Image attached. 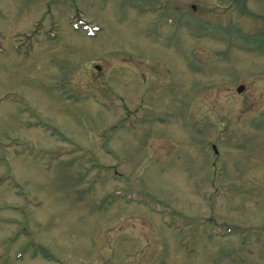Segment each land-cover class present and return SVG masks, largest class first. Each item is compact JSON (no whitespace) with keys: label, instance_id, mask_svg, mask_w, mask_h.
<instances>
[{"label":"rangeland","instance_id":"rangeland-1","mask_svg":"<svg viewBox=\"0 0 264 264\" xmlns=\"http://www.w3.org/2000/svg\"><path fill=\"white\" fill-rule=\"evenodd\" d=\"M1 181L0 264H264V0H0Z\"/></svg>","mask_w":264,"mask_h":264},{"label":"water","instance_id":"water-1","mask_svg":"<svg viewBox=\"0 0 264 264\" xmlns=\"http://www.w3.org/2000/svg\"><path fill=\"white\" fill-rule=\"evenodd\" d=\"M95 69L98 70V71L100 70L99 67H95ZM243 89H244V88H243L242 86H240V87H238V88L236 89V92H237L238 94H240V93L243 91Z\"/></svg>","mask_w":264,"mask_h":264}]
</instances>
